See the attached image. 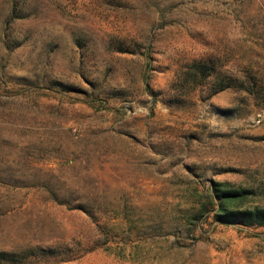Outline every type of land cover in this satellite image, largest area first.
Instances as JSON below:
<instances>
[{"label": "rangeland", "instance_id": "rangeland-1", "mask_svg": "<svg viewBox=\"0 0 264 264\" xmlns=\"http://www.w3.org/2000/svg\"><path fill=\"white\" fill-rule=\"evenodd\" d=\"M119 34L264 74V0H0V249L98 234L83 203L120 235L59 264H264V227L204 208L212 180L255 189L233 205H264V108L232 90L154 100L143 54L112 48Z\"/></svg>", "mask_w": 264, "mask_h": 264}, {"label": "trees", "instance_id": "trees-1", "mask_svg": "<svg viewBox=\"0 0 264 264\" xmlns=\"http://www.w3.org/2000/svg\"><path fill=\"white\" fill-rule=\"evenodd\" d=\"M76 41L80 53L84 52L81 38L78 37ZM110 44L120 52L143 54L147 65L144 76L145 89L154 100L160 99L169 106H195L200 102H210L212 97L220 92L232 90L239 93L240 101L237 107H248L254 102L257 108H264V74L247 68L242 71L234 68L229 59L214 48L201 47L197 51H175L167 54L152 44H146L136 35L128 34L115 36ZM161 74L166 76L164 82L155 79ZM37 86L39 85L33 84V88ZM46 86L63 93H73L78 97L84 96L82 98L92 99L91 103H98L96 98L91 97L96 94L95 89L89 91L79 85L59 80H53ZM220 108L230 110L226 107ZM211 188L212 195L204 205L208 210L207 214L212 211L217 221L252 231L264 227V205L243 207L232 204L251 193H256L254 188L227 186L221 180H212ZM85 206L78 203L76 207L88 212L95 226H98V234L71 235L56 244L32 245L20 250L0 249V264H59L79 258L117 239L119 232H111L104 223L95 218V213ZM191 222L194 224L197 221Z\"/></svg>", "mask_w": 264, "mask_h": 264}]
</instances>
